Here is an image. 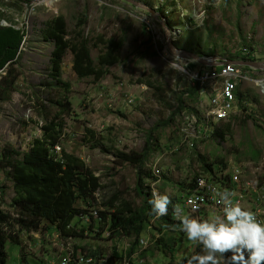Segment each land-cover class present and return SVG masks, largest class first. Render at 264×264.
I'll return each mask as SVG.
<instances>
[{
	"label": "rangeland",
	"instance_id": "374dc122",
	"mask_svg": "<svg viewBox=\"0 0 264 264\" xmlns=\"http://www.w3.org/2000/svg\"><path fill=\"white\" fill-rule=\"evenodd\" d=\"M139 1L158 12L160 8L165 12L163 16L175 33L172 39L177 48L198 56L224 58L245 48L255 61L264 64V0ZM56 16L64 18L68 39L83 37L89 41L95 64L108 46L121 43L117 62L103 78H78L72 70L70 52L62 64V80L67 85L56 84L50 78L49 57L53 42L47 40L43 32L46 22ZM9 26L24 28L25 37L19 63L15 66L19 77L14 91L10 98L0 99V149L8 142L22 151L28 149L31 140L42 134L44 117L51 118L58 110V102L68 100L72 112L62 115L63 136L57 144L81 156L100 176V196L98 201L92 202V208L105 209L110 200L115 206L129 203L135 208L142 205L143 194L138 190L141 164L123 160L120 152L134 159L141 157L148 148V137L153 138V145H156L149 157L164 154L157 190L169 195L172 200L169 206L179 207L184 215L201 220L221 215L210 210L208 217L202 219L184 205L183 197L188 191L182 189L183 186L194 179L195 174L206 171L199 157L212 163L213 176L219 173L222 180L238 163L249 164L244 180L263 186L264 83L257 86L255 82L264 81V70L247 68L252 80L240 85L243 100L238 98L237 107L228 119L215 124L217 131L214 132L229 124L222 132L223 138L212 134L214 126L210 124L205 135L187 142L191 137L184 140L185 114L197 108L201 98L197 94L189 95L188 88L193 84L175 66L185 61L169 54L161 25L146 11L123 0H58L54 7L45 5L43 0H0V27ZM175 31L180 34L176 35ZM189 64L190 70L201 67L194 62ZM119 83H123V89L118 87ZM126 95L134 101L124 100ZM164 120L169 121L167 125L157 126ZM87 126L93 134L84 132ZM149 160L144 167L149 174L148 186L155 182L147 170ZM0 185H3L0 209L12 213L9 205L14 195L12 183L4 176ZM220 185L223 186L221 182ZM260 195L264 200V189ZM88 209H85L86 214L90 215ZM78 221L75 219L74 224L84 226L85 232L72 237L70 244L88 254L97 252L94 264H120V259L114 256L115 245L123 248L127 242L128 246L130 238H111L103 231L104 224L92 220L76 223ZM152 221L157 224L159 218H152ZM152 230L148 232L151 234L148 244L133 259L136 264H181L182 261L186 264L188 258L202 252V246L189 241L180 228L166 232L154 230L157 239ZM176 231L179 232L174 233ZM148 233L144 232L143 237ZM171 234L175 235L173 240ZM57 235L53 225L47 231L24 234L21 240L25 258L21 255L20 242L8 241L6 264H46L59 251L55 244L59 241ZM164 235L168 236L165 240ZM159 240H164L163 245L167 243L165 251L159 248ZM127 246H124L126 253Z\"/></svg>",
	"mask_w": 264,
	"mask_h": 264
},
{
	"label": "trees",
	"instance_id": "16d2710c",
	"mask_svg": "<svg viewBox=\"0 0 264 264\" xmlns=\"http://www.w3.org/2000/svg\"><path fill=\"white\" fill-rule=\"evenodd\" d=\"M159 12L165 15L161 8ZM168 24L170 26V22ZM43 35L47 40L53 42V49L49 57V76L56 84L67 85L62 80V64L68 52L72 54V70L80 79L93 77L95 80H100L117 62L120 42L108 46L106 52L98 56V64H95L90 54L88 40L83 37L82 39L67 38L66 22L62 16H56L47 21ZM24 37V28L0 27V99L10 98L11 92L14 91L16 80L19 77L15 66L19 63ZM243 50L226 57L230 60L255 61L250 52L245 48ZM2 72L5 73L1 74ZM198 92L199 89L196 86L190 85L188 88L189 95L195 96L198 95ZM237 94L243 100L242 93L238 91ZM58 105V110L51 118L44 117V123L41 125L42 134L32 139L28 149L22 151L9 142L0 149V168L5 173V179L11 181L14 191L9 203L13 212L9 213L0 209V264H6V243L8 241L20 242L21 255L25 258V247L21 240L24 234L44 229L47 231L50 225L56 227L60 237H76L85 232V227L74 224V220H80L76 223L82 221L79 218L80 214L87 213L85 206L90 203L92 205V202L95 201L94 193L100 190L102 183L100 176L93 172L81 156L67 151L65 148H62L60 153L54 151V145L60 143L63 136L62 115L72 112V106L68 100H60ZM241 105L244 107L242 103ZM172 117L170 118L172 119ZM168 122V120H164L157 126H165ZM224 125L225 128L219 132H214L217 131L216 125H214L212 134L216 133L219 138H223L222 132L226 127L229 128L228 123ZM84 132L93 134L88 126L84 128ZM152 139L148 137L146 140L148 148L142 152V156L139 158H130L127 153L120 152L123 160H132L141 164L138 174V190L143 194L142 205L135 208L129 203L115 206L110 200L107 203L109 206L100 209L102 220L99 223L104 224L103 231L107 230L109 237L126 236L130 238L131 243L128 251L127 253L124 251L126 256L128 255L129 262L125 264H136L132 256L140 250V240L144 238V232L148 233L153 229V237L157 239L158 236L155 235L156 231L154 232V230L162 229L166 232L171 228L176 230L180 228V220L176 219L172 206H169L167 215L159 217L157 224L151 221L155 214L149 203L151 187L148 186L149 174L144 170V167L146 160L150 159V153L156 148V145H153L155 140ZM199 159L206 170L204 173H210L213 176L215 171L212 163L204 161L201 157ZM147 168L151 177L157 180L158 178L152 174L150 168ZM198 174H195L194 179ZM194 179L190 180L182 189L185 188L186 191H189L194 184ZM150 224L152 228L148 229ZM177 232L179 231L174 233ZM163 237L165 240V237L168 236L164 235ZM174 237L175 235L171 234L170 239L173 240ZM178 239L181 240V236ZM164 240H159L158 243L162 251H165V246H167V243L164 244L165 246L163 245ZM114 249V256L120 259V264H122L124 252L117 250V245ZM90 254L95 257L97 252Z\"/></svg>",
	"mask_w": 264,
	"mask_h": 264
},
{
	"label": "built area",
	"instance_id": "2783aa9c",
	"mask_svg": "<svg viewBox=\"0 0 264 264\" xmlns=\"http://www.w3.org/2000/svg\"><path fill=\"white\" fill-rule=\"evenodd\" d=\"M175 66L182 70L184 74L189 77V80L193 85L198 86V95L201 98L198 107L185 114L186 122L182 127L186 129V136L184 140H186L188 137H191L188 138L187 142L191 141L192 138L198 137L199 135H205L210 124L214 126L217 122L228 119L230 114L237 107L239 98L237 93L239 89L242 87L244 82L252 80L249 73L247 72L246 67L235 65L232 62H228L216 67H200L199 69L196 68L193 70L188 68L190 67L189 61H185L184 64ZM123 86V83L118 84V87L121 89H123ZM123 93L124 91L122 94ZM204 96L206 98L205 100L203 99ZM108 100L111 101L112 98ZM124 100H127L128 102L134 101L133 98H130L127 95L125 96ZM61 150L62 149L59 144L54 145V151L56 153H60ZM163 156L164 154L162 153L158 157L152 156L153 158L151 157L148 163L152 174L158 178L150 185V200L152 199V192L154 190L162 194L159 190H157L156 183L159 181V178L162 175L161 159ZM248 166L249 164L238 163L236 168H230L229 173L225 174H228V176L223 180L221 174L219 173L215 174V176H212L210 173H199L194 179L193 186L184 195L185 207L192 213L200 215L202 219L208 217L210 210L213 213L220 212L221 215H223V205L216 203V200L218 199L216 193L229 190L234 194L231 197L234 203H239L241 206H243V204H247L246 208L253 211L256 214L257 219L261 223H264V200L260 195L261 191L264 189V184L263 186H260L255 181L244 180V177H247L246 172L248 171ZM3 177L4 173L0 168V181ZM220 182L223 184V186L220 185ZM94 196L95 201H98L100 190L96 191ZM193 203L198 206L195 211L192 210ZM87 208H89L88 211H90V215L82 212L79 218L82 221L87 222L92 220L97 222V224H100L99 222L102 220L100 209L102 208H92L91 203L85 206V209ZM159 217L156 215L154 216V218ZM151 228L152 225L150 224L148 229ZM104 231L109 234L107 230ZM156 235L158 236L157 233ZM57 237L59 238V241H55V244L59 248V251H56L54 256L47 260L46 264H94L95 257L93 255L83 252L82 250L75 248L70 244L69 240L72 238L71 236L60 237L57 235ZM150 238L151 234L149 233L145 238H141V248L148 244ZM124 246H127V242L124 243ZM124 246L123 248L118 246L117 250L123 252L125 249H127ZM129 246L130 243L127 247ZM138 252H135L132 257L134 258ZM123 255L124 258L122 264L128 263L129 258L126 257L125 252Z\"/></svg>",
	"mask_w": 264,
	"mask_h": 264
},
{
	"label": "clouds",
	"instance_id": "9594fccd",
	"mask_svg": "<svg viewBox=\"0 0 264 264\" xmlns=\"http://www.w3.org/2000/svg\"><path fill=\"white\" fill-rule=\"evenodd\" d=\"M216 195V203L223 205V215L208 219L184 215L182 209L173 206L180 230L189 241L202 246V252L192 255L186 264H264V223L253 211L234 203L231 199L234 194L229 190ZM149 203L159 217L168 214L172 200L169 195L154 190ZM197 207L193 203L192 210Z\"/></svg>",
	"mask_w": 264,
	"mask_h": 264
},
{
	"label": "water",
	"instance_id": "95a60500",
	"mask_svg": "<svg viewBox=\"0 0 264 264\" xmlns=\"http://www.w3.org/2000/svg\"><path fill=\"white\" fill-rule=\"evenodd\" d=\"M123 1L134 6L135 8L146 11L153 21L161 25L165 39V47L167 51L169 52L170 55H172L174 58L180 61L194 62L204 67H216L228 62H232L235 65L247 67L253 70H258V71L264 70V64L257 61L241 60V59L230 60L220 56H206V57L198 56L187 50L179 49L175 46L174 41L172 39V35L174 31L168 25L167 20L161 13H159L155 8H151L147 4L139 1H135V0H123Z\"/></svg>",
	"mask_w": 264,
	"mask_h": 264
},
{
	"label": "bare ground",
	"instance_id": "6f19581e",
	"mask_svg": "<svg viewBox=\"0 0 264 264\" xmlns=\"http://www.w3.org/2000/svg\"><path fill=\"white\" fill-rule=\"evenodd\" d=\"M58 0H43V3L45 4V5H48V6H53L54 7V3L55 2H57ZM34 3V2H33ZM16 28V27H15ZM176 32V35H178V34H180V33H178V31H175ZM178 33V34H177ZM201 66V65H200ZM264 83V81H257L256 82V84H257V86H259V85H262ZM194 86H196V87H198L197 85H194ZM199 89V88H198ZM40 130V129H39ZM56 145V144H55ZM2 180H4V177L2 178ZM2 180L0 181V183L2 182ZM1 186V185H0ZM1 187H3V185L1 186ZM0 187V190L2 189Z\"/></svg>",
	"mask_w": 264,
	"mask_h": 264
},
{
	"label": "crops",
	"instance_id": "0c3cea01",
	"mask_svg": "<svg viewBox=\"0 0 264 264\" xmlns=\"http://www.w3.org/2000/svg\"><path fill=\"white\" fill-rule=\"evenodd\" d=\"M49 72H50V69H49ZM32 141V140H31Z\"/></svg>",
	"mask_w": 264,
	"mask_h": 264
}]
</instances>
